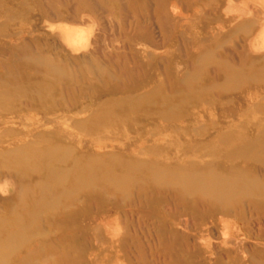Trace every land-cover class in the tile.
Here are the masks:
<instances>
[{"label": "rangeland", "instance_id": "374dc122", "mask_svg": "<svg viewBox=\"0 0 264 264\" xmlns=\"http://www.w3.org/2000/svg\"><path fill=\"white\" fill-rule=\"evenodd\" d=\"M0 255L264 264V0H0Z\"/></svg>", "mask_w": 264, "mask_h": 264}, {"label": "bare ground", "instance_id": "6f19581e", "mask_svg": "<svg viewBox=\"0 0 264 264\" xmlns=\"http://www.w3.org/2000/svg\"><path fill=\"white\" fill-rule=\"evenodd\" d=\"M81 170L82 169L79 167V165L76 164L75 167L72 170H69V171L64 170V171H61V172H58V173H56V172L50 173V175H48L47 178H48L49 182H53V183L55 181H57V180L68 179L70 181V184H71L70 187H72L73 190L74 189L78 190L81 187V186L79 187V185L87 186L89 184V181L91 180V178L88 177L89 176V174H88L89 172L88 171H92V170H88L86 168L87 171L86 170H82L84 172L83 174L79 172ZM72 172H75L74 176H72V174H73ZM71 176H72V178H71ZM199 178H200V176H199ZM199 178L198 177H193L194 180H198ZM213 182H215L216 184H217V182L221 183V185H223V187H224L225 192L227 194H229V195H231L233 193V191H236L235 189L238 188L237 186H239L240 184L243 185L244 189L247 190V191H249V189L252 188L251 185L243 183L242 180H241L240 184H236V182H235V184L234 183H223V180H220V179H218V180L215 179ZM184 185H188V183L186 182V184H184ZM5 262L6 261H4V258L0 255V264H4Z\"/></svg>", "mask_w": 264, "mask_h": 264}]
</instances>
